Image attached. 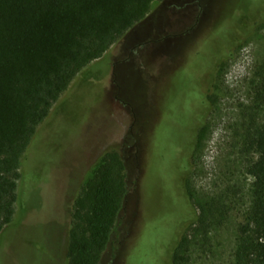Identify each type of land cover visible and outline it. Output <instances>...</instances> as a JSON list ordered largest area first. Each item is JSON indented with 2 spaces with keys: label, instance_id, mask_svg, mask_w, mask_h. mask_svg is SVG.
Listing matches in <instances>:
<instances>
[{
  "label": "rangeland",
  "instance_id": "rangeland-1",
  "mask_svg": "<svg viewBox=\"0 0 264 264\" xmlns=\"http://www.w3.org/2000/svg\"><path fill=\"white\" fill-rule=\"evenodd\" d=\"M264 0H161L59 93L22 152L0 264H66L73 203L108 152L128 193L98 264H234L264 124ZM204 206L206 227L193 223ZM210 221V224H209Z\"/></svg>",
  "mask_w": 264,
  "mask_h": 264
},
{
  "label": "trees",
  "instance_id": "trees-1",
  "mask_svg": "<svg viewBox=\"0 0 264 264\" xmlns=\"http://www.w3.org/2000/svg\"><path fill=\"white\" fill-rule=\"evenodd\" d=\"M161 0H0V231L14 212L19 159L59 93ZM264 103V84L258 90ZM245 146L252 200L238 228L234 264H264V124ZM128 187L120 154L108 152L73 203L66 264H98ZM204 206L193 221L206 227ZM210 224V221H209ZM172 264L189 262L190 234L173 241Z\"/></svg>",
  "mask_w": 264,
  "mask_h": 264
}]
</instances>
